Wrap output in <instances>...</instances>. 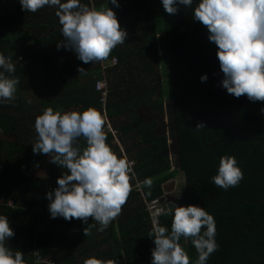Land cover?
Segmentation results:
<instances>
[{"label":"trees","instance_id":"16d2710c","mask_svg":"<svg viewBox=\"0 0 264 264\" xmlns=\"http://www.w3.org/2000/svg\"><path fill=\"white\" fill-rule=\"evenodd\" d=\"M82 2L90 7L105 4V0ZM118 4V8L110 3L107 6L127 36L125 43L118 44L108 56H116L117 62L106 69L105 109L124 153L134 160V176H130L131 190L120 214L102 234L96 231L97 222L91 217L81 224L79 219L65 221L62 217L52 221L38 212L39 204L48 203L44 193L51 191L56 177L67 170L44 160L45 154L32 153L34 130L21 123L23 116L33 122L46 106H75L79 110L91 106L100 111L99 92L94 87L101 77L98 61L86 64L74 60V53L63 46L57 49L61 34L53 8L24 12L16 0L0 21V54L27 61L14 63L11 75L19 81L15 99L0 103V194L14 199L13 207L0 206V215L8 217L14 232L5 246L21 251L25 264L31 263L34 243L55 264H82L90 256L115 259L118 264H150L151 218L144 200L158 198L162 184L183 171L181 197L185 206L204 207L216 224L218 247L206 264H264V248L259 249L264 246V199L239 203L264 194V140H228L212 146L202 143L225 137L264 136V115L259 112L264 102H249L243 95L235 98L220 87L216 46L207 40L206 28L191 19L190 7L178 6L176 14L168 15L160 0H118ZM156 41L169 53L154 51ZM168 64L172 74L167 72ZM77 66L84 71L78 73ZM162 73L172 78L170 84L160 79ZM201 74L207 75L206 81H199ZM28 89L38 97L26 105L22 92ZM167 99L174 104V128L169 136L175 134L178 140L177 157L170 155L168 136L153 131L154 120L137 119L140 103L163 112ZM201 121L203 128L194 129ZM8 134L13 135L12 142L3 138ZM105 134L106 143L120 155L118 144L111 142L112 133ZM77 143L83 147V138ZM221 155L234 156L243 173L239 183L227 190L210 181ZM42 163L45 177L24 174ZM145 177L152 179L150 188L142 184ZM135 179L141 182V191L133 187ZM157 217L161 224H170V216ZM40 220L47 226L37 230ZM87 224L92 226L89 234L83 235ZM180 243L191 264L196 257L194 248L184 240Z\"/></svg>","mask_w":264,"mask_h":264},{"label":"clouds","instance_id":"9594fccd","mask_svg":"<svg viewBox=\"0 0 264 264\" xmlns=\"http://www.w3.org/2000/svg\"><path fill=\"white\" fill-rule=\"evenodd\" d=\"M18 3L24 12L53 8L61 34L57 49L63 46L83 63L103 61L113 48L125 43L127 33L107 6L110 3L118 8V0H105L99 7H90L82 0ZM160 5L168 15L176 14L178 6L191 8V19L206 28L207 40L216 46L215 57L222 73L219 85L226 93L235 98L243 95L249 102H264V0H160ZM77 71L84 69L77 66ZM13 72V63L0 54V103L15 99L19 81L11 75ZM198 79L204 82L207 75L201 74ZM259 112L264 115V104ZM104 124L105 116L91 106L81 110L46 106L34 117L32 153L45 154L49 163L67 170L56 177V186L44 193L49 218L79 219L85 224L91 217L97 222L96 231L103 232L120 214L131 190L132 162L123 153L117 155L106 143ZM203 124L197 122L194 129L203 128ZM79 138H83V147L77 143ZM242 176L236 158L221 155L210 181L227 190L235 187ZM142 184L150 188L151 177H145ZM168 195L179 199L178 186ZM156 211L170 216V224L165 226L157 215H152L148 233L153 244L149 249L150 264H190L181 240L195 250L191 264H206L218 247L213 216L204 207L177 205L175 200H166ZM91 226L87 224L82 229L83 235L89 234ZM13 235L8 217L0 215V264H25L21 251L13 252L5 246ZM82 264L118 262L90 256Z\"/></svg>","mask_w":264,"mask_h":264},{"label":"built area","instance_id":"2783aa9c","mask_svg":"<svg viewBox=\"0 0 264 264\" xmlns=\"http://www.w3.org/2000/svg\"><path fill=\"white\" fill-rule=\"evenodd\" d=\"M5 58L10 59V62L16 63V62H21L23 64H26L27 61L26 59L18 56L15 58H12L10 55L8 54H3L1 53ZM117 62L116 56H112L108 59V62L106 63L105 60L103 61H98V65L101 71V77L100 79H97L95 81L94 87L95 89L99 92V101L101 102V108H100V112L105 116V124H104V131H108L110 133H112L113 137H116V129L113 128L111 120L106 112L105 109V105H106V100H107V95H108V82H107V75H106V69L107 66H114ZM121 153L125 154L123 149H121ZM126 155V154H125ZM127 156V155H126ZM128 160L131 161V172H130V176H134V172H133V165H134V160L132 158H130L129 156H127ZM140 181L135 179V185L133 187H135L136 190L141 191L140 188ZM145 201V206L146 209L148 210L149 214H150V218L152 217V215H160L157 213V209L161 206V203L159 202L158 198H154L150 201ZM2 205H6L9 207H13L14 206V199L13 198H6L5 195L0 194V206ZM37 210L40 214L47 212V204H39L37 206ZM31 255V263L30 264H55L49 257L42 255L37 246L34 244H32V251L30 252Z\"/></svg>","mask_w":264,"mask_h":264},{"label":"water","instance_id":"95a60500","mask_svg":"<svg viewBox=\"0 0 264 264\" xmlns=\"http://www.w3.org/2000/svg\"><path fill=\"white\" fill-rule=\"evenodd\" d=\"M159 47H163L161 45H158ZM156 45V47H158ZM164 48V47H163ZM154 51H157L156 48H153ZM165 104H168L171 108H173V102L171 100H167ZM164 104V105H165ZM149 109L148 111L151 112L152 110L157 112L156 110L153 109V107L151 105L148 106ZM162 112L153 113V115H158V117H160ZM150 121V119H149ZM170 128L169 129H173V120L171 121V123H169L168 125ZM228 140H242V141H254V140H264V136H244V137H225V138H219L216 139L210 143H205L204 140H202V143L206 144L207 146H212L213 144L220 142V141H228ZM168 149L169 152H172V155L176 156L178 155V149H177V145H178V140L176 138V135L174 134L173 136H169L168 137ZM174 156V157H175ZM178 186V190L181 191L183 190L184 187V173L183 171H179L178 173L175 174V176L171 179H169L168 181L164 182L162 184V194L158 197L159 202L161 203V205L166 201V200H175V203L178 205L179 203H181L182 201H176V199H174L173 196L168 195L169 192L172 191V189L176 188ZM264 199V194L259 197L258 199L252 200V199H242L239 201V203L241 202H254V203H259L260 201H262Z\"/></svg>","mask_w":264,"mask_h":264},{"label":"rangeland","instance_id":"374dc122","mask_svg":"<svg viewBox=\"0 0 264 264\" xmlns=\"http://www.w3.org/2000/svg\"><path fill=\"white\" fill-rule=\"evenodd\" d=\"M15 3H16V0H0V21H1V19L6 15V14H8L13 8H14V5H15ZM158 46V45H157ZM159 47V46H158ZM11 52V51H10ZM169 67H171V68H169ZM174 70H173V68H172V66L170 65V64H168L167 65V72L168 73H170L171 72V74H172V72H173ZM160 79H162V81H164L163 83L165 84H170L171 83V81H172V78L171 77H169V75L168 74H164V73H162V75L160 76ZM28 93H27V96H28V98L29 99H35V97H34V92H33V90L32 89H28V91H27ZM166 103V102H165ZM168 108H169V105L168 104H165L164 105V111H163V119L165 120V125H163L162 127H163V129H164V132L165 133H170V131H171V129H169L170 127L168 126V124L167 123H171V121H170V115H169V113H168ZM147 109H149V107L147 108ZM147 112H149V111H147ZM155 112V111H154ZM150 113V112H149ZM156 113V112H155ZM153 114V113H152ZM150 115V114H149ZM31 134H35L34 132H31ZM171 136H173V135H170V137ZM51 155V154H50ZM44 159L45 160H47V159H49V157L46 155L45 157H44ZM34 172H36L37 173V175H42L43 177H45L46 175H47V173H46V169H45V166L42 164V166L41 167H39V169H35V170H33V173ZM174 199H176V198H174ZM41 215H49L48 213H46V212H44V213H42ZM43 229V228H42ZM50 258V257H49Z\"/></svg>","mask_w":264,"mask_h":264},{"label":"flooded vegetation","instance_id":"af4514ba","mask_svg":"<svg viewBox=\"0 0 264 264\" xmlns=\"http://www.w3.org/2000/svg\"><path fill=\"white\" fill-rule=\"evenodd\" d=\"M155 44L156 45H159L158 44V42L156 41L155 42ZM154 48H156L157 49V53L159 54V55H164V54H167V53H169V49L167 48V47H154ZM167 100H171V99H167ZM166 100V101H167ZM165 101V102H166ZM172 101V100H171ZM148 106H149V104H143V103H140L139 105H138V107L136 108L137 110H136V112L138 113V115H137V119L139 120L140 118H143V119H145V120H149L150 119V121L152 120H154L156 123H155V125H154V128H153V131L155 132V133H157V134H166L167 136H168V134L167 133H165L164 132V129H163V125H165V120L163 119V112L161 113V115H160V117H158V115H153L152 113H155L153 110L149 113V112H147L148 111ZM174 106V105H173ZM163 111H164V109H163ZM158 113V111L156 112V114ZM168 113H169V115H170V121H172V120H174L173 119V117H172V114H173V108H171L170 106H169V108H168ZM150 114V115H149ZM170 123V122H169ZM169 123H167L168 125H169ZM175 198V197H174ZM176 201H182L181 203H179L178 205H185V203L183 202V200H182V197H181V193H180V197H179V199H176ZM264 248V246H262L261 248H259V249H263ZM258 249V250H259ZM255 250H257V249H255ZM255 251L253 250V252H252V254L254 253Z\"/></svg>","mask_w":264,"mask_h":264},{"label":"crops","instance_id":"0c3cea01","mask_svg":"<svg viewBox=\"0 0 264 264\" xmlns=\"http://www.w3.org/2000/svg\"><path fill=\"white\" fill-rule=\"evenodd\" d=\"M113 56V55H112ZM111 56V57H112ZM110 58V57H109ZM109 58H106L105 59V61H106V63L108 62V59ZM78 60L76 57L74 58V60ZM88 66V68L90 67V65H87ZM107 67H109V66H107ZM33 90V89H32ZM28 90H24L23 92H22V96H23V98H25V100L28 102V103H26V105H28V104H30V103H34L36 100H37V95L35 94V92H34V90H33V92H34V97H35V99H29L28 98V96H27V92ZM67 109H71V110H79V108L78 107H75V106H69ZM66 109V110H67ZM110 118V117H109ZM113 120V119H112ZM21 123H24L26 126H28L29 127V131H32V130H34L33 129V127H32V125H33V122L31 121V122H29L28 121V119L26 118V117H24L23 116V120L21 121ZM168 134V137H169V133H167ZM3 138L5 139V140H7V141H10V142H12L13 140H14V138H13V135H11V134H8V135H4L3 136ZM111 142H112V144H114V145H117L118 144V147H119V149L121 150V149H123L122 148V146H121V144L119 143V140L117 139V137H113V139H111ZM170 155L172 156V157H174L173 155H172V153H170ZM46 155H44L43 156V159H44V157H45ZM128 156V155H127ZM45 160V159H44ZM47 160H49V159H47ZM43 164V163H42ZM44 165V164H43ZM42 166V165H41ZM41 166H38V167H36V166H34V167H32V168H30V170L28 171V172H25L24 174H26V175H31V176H34V177H38V176H42V175H37V173L36 172H34L33 173V170H35V169H39V167H41ZM43 177V176H42ZM46 213H48V212H46ZM45 217H49V215H46ZM58 218H60V217H56V219H58ZM49 220H52L53 221V219L52 218H50ZM54 221H55V219H54ZM47 225L45 224V223H43V221L42 220H40V222L38 221V223H36V228H37V230H42V228L44 229L45 227H46ZM10 228H12V227H10ZM59 229V228H58ZM101 234H102V232H101ZM20 239H21V237H20ZM9 240V239H8ZM7 240V241H8ZM89 241V238H87V239H85L84 240V243H87ZM47 257H50V256H47ZM70 258V257H69ZM68 258V259H69ZM71 259V258H70ZM67 263V262H66Z\"/></svg>","mask_w":264,"mask_h":264}]
</instances>
